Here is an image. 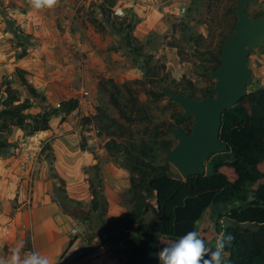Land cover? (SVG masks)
Here are the masks:
<instances>
[{
  "label": "rangeland",
  "instance_id": "obj_1",
  "mask_svg": "<svg viewBox=\"0 0 264 264\" xmlns=\"http://www.w3.org/2000/svg\"><path fill=\"white\" fill-rule=\"evenodd\" d=\"M192 1L117 0L116 6L123 14L111 12L109 20H104L98 8L102 0H53L50 6L39 9L33 7V0H0V87L9 81L20 99H25L27 94L14 75V69L22 67L29 70L30 81L54 106L62 99L81 96L79 110L64 123L60 117H53L50 129L35 134L32 140L15 128L6 133L10 147L0 155L1 179L8 186H14L13 179L24 181L29 194L37 180L50 181L52 201L72 219L73 244L68 264H99L97 260L105 256L126 264L131 250V231L124 222L130 208L126 198L129 170L122 156L106 152V139L98 135L96 123L86 119L101 107L118 122L126 123L109 101V93L117 92L120 102L128 107L132 133L153 138L164 130L163 125H175L173 114L182 113L164 94L154 101L152 93L159 91V85L175 92L191 87L194 92H187L195 98L214 87L215 80L206 72L216 66L211 55L219 56L222 38L237 19L229 8L238 0H205L199 9L192 6ZM262 2L255 0L247 7L250 17L261 12ZM72 6L76 9L73 16ZM64 22L70 24L69 33L61 28ZM119 22L134 26L132 36L142 47L139 57L124 48L122 36L114 32L111 24ZM23 51L26 55L19 58ZM248 65L252 82L247 92L264 88V44L253 49ZM146 67L160 84L146 78ZM1 95L0 90V107ZM40 110L36 104L31 112ZM165 157L161 151L159 162L163 163ZM231 160L227 153L213 154L205 163L206 172L210 174L212 166ZM22 165L27 168L25 174L19 172ZM6 169L15 172L6 175ZM60 174L66 179L63 185ZM97 190L107 203L103 215L93 208L92 195ZM18 201V195L7 198L5 205L0 201V227L8 228L0 229V257L10 256L19 242L24 244L25 233L30 236L24 226L28 205L18 213ZM197 232L205 244L215 247L221 235L210 210L198 223ZM97 237L101 239L98 246L94 244ZM62 249L56 242L44 256L55 260ZM28 251L34 252L24 244L23 252ZM61 259L50 264H65Z\"/></svg>",
  "mask_w": 264,
  "mask_h": 264
},
{
  "label": "trees",
  "instance_id": "obj_2",
  "mask_svg": "<svg viewBox=\"0 0 264 264\" xmlns=\"http://www.w3.org/2000/svg\"><path fill=\"white\" fill-rule=\"evenodd\" d=\"M204 2L193 0L192 6L199 9ZM116 4L117 0H102L98 7L102 19L109 20V14ZM236 5L229 8L231 12H235ZM260 15L261 12L252 17ZM236 21L222 38L219 56L211 55L209 58L216 63L211 70L220 66L221 45L234 33ZM111 26L117 35L122 36L124 48L139 57L142 47L136 44L132 36L134 26L126 22ZM25 55L23 51L19 58ZM144 70L149 81L160 84L150 69L146 67ZM14 75L27 97L21 100L9 81L0 87L3 95L0 107V155L10 147L5 134L12 129L19 130L24 136L48 131L53 117H60V122L64 123L80 106L79 95L62 99L54 106L30 81L26 70L16 67ZM161 88L159 85V91L152 93L154 101L163 97ZM184 89L178 93L194 92L191 87ZM212 89L204 91L201 97L211 95ZM116 94L109 93L110 104L126 123L118 122L101 107H97L95 115L86 121L96 123L98 135L106 139V152L122 156L130 173L126 192L130 208L124 222L131 231L128 235L131 250L127 254L126 264H158L160 250L187 232L197 231L198 223L208 210L218 234H231L233 237L226 246L228 264H264V88L246 92L236 105L222 115L219 137L228 145L227 154L232 160L212 166L210 174L205 172L186 180L173 171L167 156L176 144L171 130L183 125L181 129L189 132L192 119L179 120V114H173L174 126L163 125L164 130L156 132L153 138L137 137L131 131L133 121L127 113L128 107L120 102ZM36 104L40 105L41 110L32 113ZM161 136L171 138L160 139ZM161 151L166 155L163 163L159 162ZM59 182L64 183L60 178ZM92 196L93 208L100 215L105 214L107 203L101 191H95ZM24 244L27 250L31 249L28 233L24 235ZM72 244L73 240H70L68 248ZM205 245L209 253L215 248Z\"/></svg>",
  "mask_w": 264,
  "mask_h": 264
},
{
  "label": "water",
  "instance_id": "obj_3",
  "mask_svg": "<svg viewBox=\"0 0 264 264\" xmlns=\"http://www.w3.org/2000/svg\"><path fill=\"white\" fill-rule=\"evenodd\" d=\"M254 2L238 0L234 33L221 45L220 66L206 72L215 80L211 95L195 98L190 92L178 93L165 86L161 88L168 100L182 109L178 119H192L189 132L180 127L171 130L177 142L167 156L168 163L183 180L204 175L205 163L211 155L229 151L228 145L219 137L222 115L245 96L247 86L252 82L248 57L254 48L264 44V2L261 3L260 16L250 17L246 11ZM96 240L94 244L98 246L101 239Z\"/></svg>",
  "mask_w": 264,
  "mask_h": 264
},
{
  "label": "crops",
  "instance_id": "obj_4",
  "mask_svg": "<svg viewBox=\"0 0 264 264\" xmlns=\"http://www.w3.org/2000/svg\"><path fill=\"white\" fill-rule=\"evenodd\" d=\"M75 10L76 9H74L72 6V16L75 13ZM19 68L24 69L27 72L29 71L27 68ZM25 169H27L26 166L22 165V167L19 169V172L25 174ZM6 171V175L15 172L10 171L9 169H6ZM2 176L3 175H0V201L5 205L7 203V198H15L18 195V202L21 204V206L18 208V213L22 212V210H24L23 207L28 205V211L26 212L28 218L25 219L26 223L24 226L30 232L31 248L33 251L44 255L48 249L53 248L54 243L60 242L63 246V249L60 251V253H57L54 256L57 257L55 260H51V258L49 261L50 263H54L59 258H62V262L68 264L69 262H67V260L69 259V254L72 252V246L68 248L69 241L72 240V219L67 214L62 212L58 204L52 201L51 194L49 192L51 187L50 181L43 179L37 180L34 187L31 188L28 194V189L24 181H17L13 179L12 185L14 184V186L11 187L1 179ZM58 177L66 181L64 175L60 174ZM28 195L29 197H27ZM11 220L14 222L16 219L14 218ZM0 229L7 230L8 228L0 227ZM24 232L25 230L21 232L22 236ZM66 251L67 256L63 257V255L66 254ZM63 252L64 254L62 255ZM97 261L99 264H101L100 259Z\"/></svg>",
  "mask_w": 264,
  "mask_h": 264
},
{
  "label": "clouds",
  "instance_id": "obj_5",
  "mask_svg": "<svg viewBox=\"0 0 264 264\" xmlns=\"http://www.w3.org/2000/svg\"><path fill=\"white\" fill-rule=\"evenodd\" d=\"M52 3L53 0H33V7L39 9ZM232 239L231 234L218 237L214 250L209 253L199 232L189 231L160 250L158 264H228L226 246ZM23 249V242H19L10 256L0 257V264H50L47 256L23 252Z\"/></svg>",
  "mask_w": 264,
  "mask_h": 264
},
{
  "label": "built area",
  "instance_id": "obj_6",
  "mask_svg": "<svg viewBox=\"0 0 264 264\" xmlns=\"http://www.w3.org/2000/svg\"><path fill=\"white\" fill-rule=\"evenodd\" d=\"M112 12L117 15V16H121L123 14V11L122 9L119 7V6H115L113 9H112ZM62 30L66 33H69L70 31V24L67 23V22H64L61 26ZM75 48V45L72 44V49ZM35 138V135L31 136L30 139H34ZM29 252V251H28ZM100 263L101 264H118V261H117V258L116 257H108V256H105L103 258H100Z\"/></svg>",
  "mask_w": 264,
  "mask_h": 264
}]
</instances>
